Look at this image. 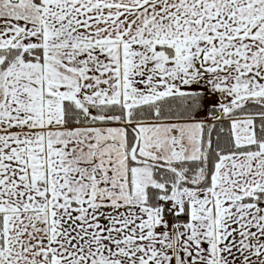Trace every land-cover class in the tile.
<instances>
[{"label": "snow or ice", "instance_id": "6c2138e0", "mask_svg": "<svg viewBox=\"0 0 264 264\" xmlns=\"http://www.w3.org/2000/svg\"><path fill=\"white\" fill-rule=\"evenodd\" d=\"M0 264H264V0H0Z\"/></svg>", "mask_w": 264, "mask_h": 264}]
</instances>
